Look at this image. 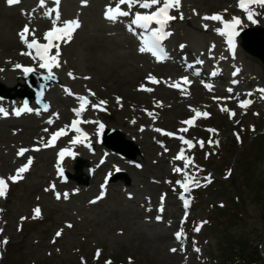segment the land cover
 Segmentation results:
<instances>
[{
	"label": "rangeland",
	"instance_id": "374dc122",
	"mask_svg": "<svg viewBox=\"0 0 264 264\" xmlns=\"http://www.w3.org/2000/svg\"><path fill=\"white\" fill-rule=\"evenodd\" d=\"M3 4L4 0H0V7ZM106 5L102 10L99 9V12L95 11L96 18H100V15L104 16ZM252 7L259 13L255 16L257 23L247 20L246 15L238 8L237 0H182L179 12L172 11V15L177 17L182 12L184 19L177 18L170 22L172 31L170 46L177 52V47L185 43L179 36L186 34L198 40L202 51H206L207 54L209 52L212 56L211 61L220 64L229 53L226 37L218 38V43L210 52L214 37L202 25L207 24L210 29L212 22L203 20L202 17L214 14L215 10H221L218 13L222 14L225 20L238 16L243 21L237 27V32L240 34L250 27H264V7L257 5ZM3 10L7 11L6 7H3ZM35 12L36 9L30 6L23 11L24 16L20 13L23 21L16 25L18 32L31 21L32 24L36 22ZM60 13L61 21L78 18L79 36H89L91 31L87 26V23L91 24L89 17L77 15L78 13L71 14L68 10L67 12L60 10ZM238 13L243 15L240 16ZM47 20L49 22L44 25L43 33L52 27L51 19L47 17ZM123 21V18H119L115 23L109 20L105 22L111 29L110 32L116 35L118 33L119 37L126 39L132 34L126 32L124 24H121ZM35 36L41 39V35ZM235 39H239L242 52L233 54L235 59L229 63H234V69L239 67L238 69L241 70L244 67L245 71V74L241 73L237 76V80L243 79L241 75L253 80L252 84L246 86V91L249 93L254 89L264 88L263 63L241 47V35H236ZM122 48L123 51L130 49L138 51L140 44L139 47L135 44L132 48L126 46ZM25 51L26 49H20L21 53ZM182 52L189 54L187 50ZM175 56L172 62L180 58L177 54ZM192 59L186 60V63L190 61L193 64ZM62 60L60 56L59 61ZM75 61L76 70L64 67L52 70L51 75L56 76L58 82L47 90L51 87L57 88L58 93L73 101V106L76 107H79L76 96L69 95L66 89L71 93L88 97L92 96L89 90L95 95L99 92L97 96L89 98L92 103L96 104L100 100H109V102L102 106L105 110L92 108L90 105L89 114L83 118L96 122V125L93 128L91 127L93 123L89 122V126L87 125L89 131H97L99 123L104 122L105 126L121 130L126 140H133L141 154L136 160H130L111 150L107 145L100 144L94 135L76 148V155L65 166L72 176L67 183H62L58 175L57 163L52 168L50 160L57 161V153L65 148L71 138L58 143L51 152L50 158L40 153L41 150H33L41 144H37L35 138H30L37 133L35 125L48 121L55 115L51 113L49 106V100L53 98L45 96L46 108L38 105L31 96L28 105L34 111L25 112L23 116H15L12 114L14 109L21 107L25 102L24 97L21 96L24 90L16 88L20 83L26 84V82L22 75L15 72L10 74L13 82L7 84L5 82L7 79H4L7 73H3L5 70L0 63V89L9 90L10 94L16 95L12 99L7 98V93H0V107L10 113L7 117L0 115L2 119H0V176L6 178L15 174L16 169L27 162V157L34 158L30 170L23 174L24 178L16 183L9 181L8 194L6 197H0V209L3 210L0 211V229H3L0 233V241L5 238L8 240L6 245L0 243V264H4L5 256L8 264H81V257L87 264H105L106 260H111L112 264H130L129 258L131 264H264V156L253 160L259 150L264 151V99L261 98V93L243 98L255 100V104L242 109L234 108L231 103L224 105L213 102L214 97L217 96L209 91L211 100H200L196 107L202 108V112L210 113V116L199 118L196 126L184 133L178 131L181 129L180 126L186 127L181 121L193 116L192 111L177 112L169 102L158 101L152 95L149 97L153 106L147 107L114 87L112 89L114 92L106 90L108 86L103 85L96 75L90 77L91 73H85L88 69L83 61L80 59ZM30 62V59L19 57L15 59L13 65L30 64ZM225 62L228 63L227 60ZM10 66L8 65L7 69H10ZM181 67H185V62L181 63ZM199 69L201 70V66ZM210 71L213 72L214 69L210 68ZM70 72L72 77L69 76ZM38 73L49 76L48 71ZM193 73V70L189 69L188 75L192 76ZM208 73L210 72L202 71V78L199 79H205V84L218 83L212 78L209 79ZM68 83L73 84V88ZM223 87L228 89L231 86L228 83ZM29 93L35 94V90L29 89ZM117 97L121 98L120 103H117ZM157 102H161L162 106H158ZM187 105L189 106V102ZM190 106H195V103L191 102ZM222 107L233 110L236 115L230 119L228 112L221 110ZM148 113L153 115L150 116ZM73 116L74 112L68 116L64 125L48 123L43 126L42 130L48 129L45 132L47 140L56 129L65 127ZM153 116L155 119L151 118ZM143 117L150 118L154 123H144ZM20 124L33 127L25 131ZM131 124L139 125L140 129L152 126L154 129L160 128L176 135H188L193 140L204 139L203 148L197 146L190 152L189 157L192 158L193 164L186 171L189 175H196L199 181L195 189L194 206L190 210L183 209L184 201L179 198V193L182 192L180 185L176 183L178 176L173 171L176 167H184L183 162L175 163L173 158L179 148L185 145L170 139V142L166 143L167 138L164 134L157 132L155 142L167 157L166 168L162 170L159 167V160L148 158L149 150L145 147L141 136L130 134ZM209 129L217 131L212 133ZM236 134L239 135V140ZM210 139L219 141V144H209ZM89 142L90 147L86 146ZM21 147L29 149L23 157L17 156ZM129 147L137 152L134 145ZM91 158L94 160L92 161ZM79 160H81V168L76 170L74 165L78 164ZM116 161L127 165L135 163L141 167L136 170L119 169ZM93 162L98 165L103 164L98 170V177L92 176ZM118 172L126 174L129 182L125 176L111 181ZM77 175L87 182L81 183ZM206 177L210 179V183L205 179ZM164 182L170 184V189L163 187ZM53 183L55 191L61 194L69 193V199L57 200L52 190L45 191ZM75 183L80 187H74ZM258 183L263 185L262 189H259ZM101 185H105V195L96 203H90L100 195ZM77 189L78 192L75 191ZM37 206L41 209V215L33 218V209ZM22 217L26 219L22 220ZM205 221L207 223H202ZM68 224L72 227H67ZM196 227L200 230L194 231ZM58 230H62L60 237H56ZM181 230L184 236L178 241L175 233ZM162 237H167L171 241L162 243ZM182 246L183 250H181ZM175 247H178L175 253L170 251ZM194 248L200 251L197 252ZM242 248H245L244 254ZM97 249L101 254L99 259H94ZM254 253H258L254 255L257 261L252 263L249 255Z\"/></svg>",
	"mask_w": 264,
	"mask_h": 264
},
{
	"label": "bare ground",
	"instance_id": "6f19581e",
	"mask_svg": "<svg viewBox=\"0 0 264 264\" xmlns=\"http://www.w3.org/2000/svg\"><path fill=\"white\" fill-rule=\"evenodd\" d=\"M114 1L115 0H87V4L83 5L81 3V0H61L59 10L65 12H67L68 10V12L71 14L78 13L77 15L81 14L89 17L91 19V24L87 23V26L91 31L89 36L81 37L78 34L77 28L73 33L71 41L68 43L63 42V45H61L62 51L60 56H62L63 60L59 61L60 67H54L53 69L56 70L64 67L65 69L73 70V68H75L76 70L77 67L75 65V60L80 59L87 65L86 68L88 70L85 73H91L90 77H94V75H96L98 80H100L103 85L108 86L107 88H105L106 90H112L116 88L127 96H131L134 99H137L138 101L144 103V105L147 107L153 106L151 98L149 97V95H152V97H154L158 101L165 100L166 102H169L171 107H173L175 111L180 113L191 112L189 107L191 102L195 103V106L191 108H196L202 111V108H199L198 106L196 107L198 102L200 100H211L208 89L205 87L206 80L199 79L200 77H202V75H199L198 77L196 75L190 76L188 75V72L184 71V68L181 67L179 62H166L164 60H157L148 52L141 53L139 50L136 51L132 49L123 51L122 47L125 46L132 48L136 44L139 47V44L141 43L140 39L137 38L136 35H131L126 39L121 38L119 37L118 33L116 35L115 33L109 31L111 29L107 27L105 22L106 19L104 16L100 15V18L95 17V11L99 12V9L102 10V7L105 4ZM20 3L21 4L18 3L19 5L16 4L9 6L7 4V0H4V4L2 5V7H0V63L2 64V68L5 70L3 71V73H7L4 79H7V81L5 82H7V84L9 85L13 82L10 78L11 73L18 72L22 76L25 75L23 70L18 71L14 68L13 65L16 58H25V56L21 54L20 49H24L26 48V46L21 43L18 36L19 32L16 30V25H18V23H21L20 21H23L20 13H22L24 16L25 14L23 13V11H25L30 6H33L36 9V12L34 13L36 22L32 24L31 21L29 27L30 29L36 30L35 35H41V37H43L44 25L49 22V20H47V17L44 15L45 10L49 7H55V5L53 4V0H47L45 8L39 7V0H21ZM223 6L224 4L222 3V8L224 9ZM3 7H6L7 11H4ZM218 11L221 10H215V13H218ZM240 16H242V14H240ZM211 22L212 27L210 29H207L206 31L214 37L213 44L216 46V44L218 43V38L222 37L218 35L214 31V29L222 26L219 22ZM179 37H182V40L185 41V47H183V49L189 52V54H187V58H193V60L197 59L198 61L203 60V63L199 64L203 67V72H210L208 73V75H210L212 78H215V81L218 82L216 83L217 86H215L211 91L213 95L223 99H214L213 102L224 105L231 103L233 104L234 108H237L239 99L247 97L246 94L248 92L246 91V86L248 84H252L253 80H248V77H244L243 75H241L243 81H241L237 86L235 85L232 88L233 92L229 93L227 89L223 87V85L228 83L232 85V82L230 81L231 79H233L232 71L235 67L233 68L234 63L229 62L233 61V59L235 58L231 54L227 53L225 59L223 58L224 60L220 62V64H218V62L214 63L213 61H211V59L213 58L209 55V52L207 54L206 51H202L197 39L187 36L186 34H180ZM234 42L236 43L234 52V54L236 55L242 52V49L240 48L239 39H235ZM26 50L28 49L26 48ZM181 53L182 51L177 48L176 54L180 56ZM225 60H227L228 63H226ZM8 65H11V70L7 69ZM210 68H213L217 75H211ZM34 69L35 72L41 70L37 69L36 67ZM41 72L44 71L42 70ZM241 73L245 74L244 67L241 69ZM149 74L155 76L161 82L159 84H153L149 82L146 79ZM184 76H187L192 82L190 85L184 86L187 90V94H182L180 90L169 87L168 84L165 83L178 81L181 77ZM68 84L69 86H71V88H73V84ZM141 85H145L147 88H152L153 91H151V93H147L148 91L140 90ZM49 90L46 91L45 96L47 95L48 98H53L51 99V101L49 100V106L51 107V113H55V115H49H53L51 118V120L53 121V125H63L65 122H67L68 116L72 113L74 102L68 100L65 95L59 94L57 88L51 87V89ZM112 91L114 92V90ZM258 92L259 91H257V89H254L252 95L256 96ZM97 93L99 92H96L95 96H97ZM230 96L233 98L227 99ZM89 98H93V96H89ZM106 102L108 103L109 100H106ZM188 102L189 106L187 105ZM11 108L9 109V111L11 110ZM89 110L90 109L87 108L86 111L82 113V115H85ZM21 115L23 116V114ZM151 118L153 119V117ZM142 121L144 123H154V121L148 117H143ZM3 122L5 123L6 121ZM95 123L93 125L91 124V127L94 128ZM20 125L25 131L33 127L32 125L26 124ZM45 125H48L47 121L35 125L37 133L35 134V136L34 134L33 136L31 135L30 138H35V142H37V144H41L39 146L41 150L40 153H43L48 158H50V155H52L51 152L53 151L56 143H54V146L51 147H43V145L48 141L45 131L42 130L43 126ZM130 127V134H132L133 136H141L145 147L149 150L148 158L150 157L152 160H159V167L164 170L166 168L165 162L167 161V157H165L164 151L161 150V147L155 142V135L157 134L155 129L150 126L141 131V129L139 128L140 126L137 124H131ZM180 127L184 128L183 126ZM97 134L98 131H96V136ZM174 141L178 142V139H175ZM69 158L70 157H67L64 160V166H66L65 163L69 161ZM91 159L92 161L94 160V158ZM116 162L118 163L117 168L119 169L136 170V168H138L134 163L127 165L120 161ZM174 162L178 161L174 160ZM54 164V161L50 160V166L52 168L54 167ZM92 165V176L98 177V170L102 167L103 164L98 165L93 162ZM65 170L69 172V169L65 168ZM178 177L182 178L183 174L179 175ZM141 180L145 181V179ZM73 186L75 187L77 185L74 184ZM163 187L168 190L171 186L168 182H164ZM169 241L171 240H168L167 237L161 238L162 243Z\"/></svg>",
	"mask_w": 264,
	"mask_h": 264
},
{
	"label": "snow or ice",
	"instance_id": "6c2138e0",
	"mask_svg": "<svg viewBox=\"0 0 264 264\" xmlns=\"http://www.w3.org/2000/svg\"><path fill=\"white\" fill-rule=\"evenodd\" d=\"M21 0H7V4L9 6L16 5L20 3ZM61 0H53V4L55 7L52 8H47L45 11L44 15L47 16L49 19L52 21V27L47 30L44 35H43V40L46 41V43H41L35 36V29H30L29 25H25L21 31L18 33V36L20 38L21 43H23L26 48L29 51L22 52V55H27L31 56L34 60L38 59L39 60V68L41 69H46L49 73V76L47 78H52V69L60 67V62H59V57L61 55L60 52V42L63 41L64 43H68L71 41L72 36L74 31L80 27V22L79 19H70V20H63L61 21V13L59 10V5H60ZM47 0H39V7L45 8L46 7ZM81 3L83 5L87 4V0H81ZM253 5H257L260 7H264V0H237V6L241 11H243L246 15V18L248 21H251L252 23H257L255 16L259 15V13L255 12L253 9ZM122 6H126L127 10H125ZM139 7L140 9L144 10H152V11H136L133 13L132 9L135 7ZM182 6V0H115L114 5L113 3H109L105 6V11H104V17L105 19L109 20L110 22H117L120 17H132L130 24H129V30L134 31L132 26L134 25L136 28L143 30L140 32L138 35L141 38V46L139 48V51L141 53L144 52H149L151 53L154 57H156L158 60H162L163 56L161 53L163 52L162 49V41L167 39L169 36L172 35L171 32L166 31V28L170 24V22L176 20L177 18L179 19H184L183 13L181 12L179 14V17L172 15V11L179 12L180 8ZM227 11V10H225ZM54 13V17H53ZM195 13V10H194ZM203 20L206 21H214V22H219L222 27H217L214 29V31L220 35L221 37H226V42L229 47V49L232 51L234 54L235 52V43H234V37L238 35L237 32V27L243 23L242 19L238 16H233L231 20H225L223 18V15L220 13H214L212 15H205L202 17ZM153 25H156V27H153ZM205 30L208 29V25L204 24L202 25ZM147 33V35H145ZM134 34H136L134 32ZM31 37V39H30ZM185 47L184 45H181V48ZM215 47L213 44L210 46V52L211 50ZM52 49H55V52H52ZM33 50L35 52V55H33ZM198 63H203V61H197ZM17 69L23 70L25 75H28L32 73L35 69L33 67L29 66H22L20 64H16L14 66ZM240 69H236L233 72V76H235ZM197 75L199 73H196ZM211 75L215 76L217 73L214 71L211 73ZM69 76L72 77V73H69ZM149 82L153 84H159L161 81L158 80L155 76H152L151 74L148 75L146 78ZM169 87L176 88L181 91L182 94H187V90L184 87L185 85H190L192 82L189 80L187 76L181 77L180 80L168 83ZM203 83V82H202ZM232 83H238V81H232ZM205 87L208 88L210 91L212 90V85L211 84H205ZM140 90L148 91L151 92L153 91L152 88H147L145 85L140 86ZM69 95H74L76 96V99L79 102V107L74 108L72 111L75 113V115L79 118L81 117L82 113L86 111L87 106L91 105L92 108H100V110H105L103 109V105H106V101L100 100L98 103L93 104L92 101L89 99L88 96H83V95H77L74 93H71L70 90L66 89ZM227 91L229 93L233 92L232 88H228ZM261 93V98L264 99V88H259L257 89ZM90 95L94 96L95 93H91L89 90ZM247 96H251L252 93H247ZM233 97H228L227 99H232ZM117 103H120L121 98L117 97ZM214 99H223L220 97H214ZM253 101L251 99H242L238 101V107L242 109H246L249 107ZM158 106H162L161 102H157ZM47 108V105L45 106ZM190 110L194 113L193 116H191L189 119L181 121L182 124L188 125V126H195L196 121L203 117V118H208L210 116V113L204 111H200L199 109L196 108H191ZM222 111H227L229 114V118H233L236 113L233 110L227 109L226 107L221 108ZM34 109L30 108L27 101L24 102L22 107L14 109L13 113L15 116L19 117L22 113L25 112H33ZM10 113L4 109L3 107H0V115L3 117H7ZM150 116H152V113H148ZM153 119L155 117L153 116ZM95 123L94 121H82L81 119H76L71 122V125H66L64 128L58 129L56 132L52 133L50 139L43 145V147H51L54 146V142L62 135H67L66 129L71 128L73 129L78 135H76L70 143L72 144H81L84 143L85 141L88 140L87 134L83 133L82 130L78 127L80 123ZM47 123L52 124L53 121L49 119ZM135 123V121H133ZM238 123V121H237ZM99 129L103 131L104 125L102 123L99 124ZM45 132L48 131V129H44ZM141 131H143V128H141ZM156 132H161L164 135L170 136V137H175L176 134L172 132H165L164 130L160 128L155 129ZM179 132H184L186 133L188 131V127H184L178 130ZM210 132L215 133L217 130L216 129H209ZM237 135V139L239 140V135ZM83 137V139H82ZM183 145H186L188 149H191L195 147V144L193 143L192 140L186 139L184 136H179L177 137ZM200 145L201 148L204 147V141L199 140L196 141ZM209 144L215 143L219 144V141H212L211 139L208 141ZM86 146L90 147V142L86 144ZM35 151H39L40 148L36 147L33 149ZM29 151L28 148L21 147L18 152L17 156L23 157L25 153ZM167 151V149H165ZM75 155V153L71 152L70 149L65 148L62 149L58 153L59 159H63L65 155ZM174 160L177 161H182L184 167H176L173 169L174 172L176 173H184V179L183 181H177L178 184L181 185L183 188L184 192H188L190 190V185H199V181L195 179V177L185 173V169L190 167L193 164V160L191 157L187 156L185 154V148H181L178 154L173 158ZM33 157H27V162L22 164L19 168L16 169L15 174H11L7 176L6 178L3 176H0V197H6L8 189H9V181L12 183H16L19 180H22L23 174L26 173L27 171L30 170V166L33 164ZM103 162V161H101ZM137 167H141L140 165H136ZM57 171L59 176L64 175L63 169L59 166V162L57 164ZM119 171V169H117ZM208 180L210 183L209 178H205ZM101 193L96 199L90 201V203H96L98 200L102 199L103 196L105 195V185H101ZM52 190L54 192L55 198L57 200H60L61 198L67 200L69 199V193L65 192L61 194L59 191H55V184H51L50 188H46L45 191ZM78 192V189L75 190ZM130 195V194H129ZM131 198V195H130ZM163 200V197H162ZM189 205L188 200H184V206L187 208ZM0 211H3L0 209ZM162 211V208H161ZM34 216L33 218L39 217L41 215V209L37 206L36 208L33 209ZM26 219V217L21 218ZM157 219H160V217H157ZM202 223H207L202 222ZM67 227L71 228L72 225L68 224ZM19 230V229H18ZM199 227H196L194 231H199ZM3 232V229H0V233ZM62 235V230H58L56 232V237H60ZM184 236L183 231H177L175 233V238L178 241H181ZM55 242V241H53ZM0 243L6 245L8 243L7 238L3 239L0 241ZM181 250H183V246L181 247ZM195 251L199 252L200 250L198 248H194ZM173 253L177 251L176 248L170 249ZM100 250L97 249L96 254L94 256V259H99L100 257ZM130 259V264H131V258ZM81 264H87L86 260L81 257ZM105 264H112L111 260H106Z\"/></svg>",
	"mask_w": 264,
	"mask_h": 264
},
{
	"label": "water",
	"instance_id": "95a60500",
	"mask_svg": "<svg viewBox=\"0 0 264 264\" xmlns=\"http://www.w3.org/2000/svg\"><path fill=\"white\" fill-rule=\"evenodd\" d=\"M243 39L244 40H243L242 46L249 53L260 58L264 63V27L249 28L248 30H246L244 32ZM51 83H52V81H51ZM48 86H49L48 84H45L42 88H39V91L36 95V99L38 100V103H40L42 105H45L43 97H44V91ZM29 100H30L29 97H26V101L29 102ZM112 132H114V134L117 135V138H118L117 143L118 144L109 142L108 137H106L107 143L109 145H111L113 148L119 149L121 151H126L125 148L123 147V144H125V143L131 144L132 141L126 140V138H124V134L119 130H113ZM131 156L136 157V152L133 153Z\"/></svg>",
	"mask_w": 264,
	"mask_h": 264
},
{
	"label": "trees",
	"instance_id": "16d2710c",
	"mask_svg": "<svg viewBox=\"0 0 264 264\" xmlns=\"http://www.w3.org/2000/svg\"><path fill=\"white\" fill-rule=\"evenodd\" d=\"M264 156V151L261 149L258 151V153L254 156V159L255 160H258L259 158H262ZM258 186H259V189H262L263 188V185L261 183H258ZM243 254L245 252V248H242L241 249ZM258 253H254L252 255H249V258L250 260H252V263L256 262L257 260L255 259L254 255H257ZM8 264V262L6 263Z\"/></svg>",
	"mask_w": 264,
	"mask_h": 264
}]
</instances>
